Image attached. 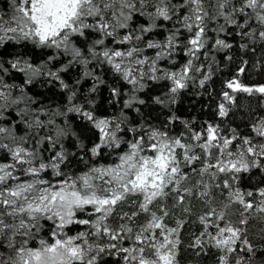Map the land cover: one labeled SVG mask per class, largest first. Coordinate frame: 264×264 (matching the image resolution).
<instances>
[{"label":"snow or ice","instance_id":"snow-or-ice-1","mask_svg":"<svg viewBox=\"0 0 264 264\" xmlns=\"http://www.w3.org/2000/svg\"><path fill=\"white\" fill-rule=\"evenodd\" d=\"M234 46H259L264 69V0L0 8V264H181L188 223L199 224L187 245L197 256L253 264L259 254L264 264L248 235L250 217L264 215V110L243 130L216 119L238 92L264 96V82L241 79V56L207 90L218 97L211 118L193 126L175 110L190 84L203 91L236 58ZM56 89L63 103H40L37 90Z\"/></svg>","mask_w":264,"mask_h":264},{"label":"trees","instance_id":"trees-1","mask_svg":"<svg viewBox=\"0 0 264 264\" xmlns=\"http://www.w3.org/2000/svg\"><path fill=\"white\" fill-rule=\"evenodd\" d=\"M9 0H0V8L5 11L8 10ZM246 50L237 49L235 46L232 49V52L235 55V59L228 62V66L226 68L217 69V75L213 76L211 84H206L204 86V90L202 91L197 85L190 84L187 93L183 94V99L180 103L176 105V112L178 116L185 117L191 119L195 117L193 120V126L199 125L204 119L211 118V116L215 113V105L218 103V97L216 95L208 94V89H216L219 90L221 87L220 81L222 79L229 78L232 74H236V68L240 63V57L243 56L244 59L248 61V64L245 65V71L240 73L241 79L245 82H264L262 77H264V69L258 66H254L257 61L261 58V49L257 46L256 52H248L245 55ZM227 52L218 51L216 52L217 60L224 62ZM203 59V58H202ZM75 76V72L72 73ZM68 79V77H65ZM71 84L72 81L69 80ZM91 86V78H85V80L81 81L80 85L77 87L80 88L82 93H86L87 87ZM127 87V85H124ZM162 90V89H161ZM40 95V103H48L50 101H56L59 103H63V97L67 95L66 92L60 89L55 90V94L51 92H47L45 90H37ZM201 91V95H195V92ZM100 94L102 96H107L108 90L106 86H100ZM156 94V93H153ZM207 104L208 107L204 108L203 105ZM115 107H119L118 105ZM107 108V106H106ZM113 109L107 108V111H112ZM264 110V96L259 94H247L243 92H238L236 94V103L229 111L228 118H220L216 117L218 122H225L227 124H232L238 128L243 130L246 119L249 117L250 113L258 112ZM167 111V110H165ZM10 115V120H16L18 117L15 115ZM153 117H155L156 112L153 111ZM163 116H161V119ZM69 119L72 121L73 125H77L79 122L77 121L75 114L69 113ZM10 120L3 121L4 123L10 122ZM176 125L182 128L181 122L176 121ZM23 126L21 125L18 128V131H23ZM71 143V141H68ZM3 153H0L2 156ZM255 182V181H253ZM126 208V206H124ZM199 208V205H196L194 211ZM240 209L238 206H233L230 209L231 212L236 213ZM193 221L195 220V216L191 218ZM199 228L198 223H188L185 224L184 228L181 230V239L183 240L182 245V253H181V264H215L214 257L211 254H201L199 256L189 247H187L190 241V233L196 232ZM249 239L257 246L264 245V215L256 213L250 217L249 220ZM2 250V249H0ZM253 264H259V254L257 257L253 259Z\"/></svg>","mask_w":264,"mask_h":264}]
</instances>
